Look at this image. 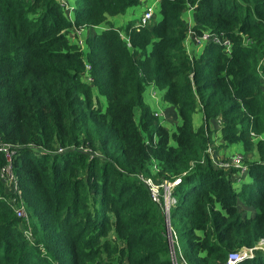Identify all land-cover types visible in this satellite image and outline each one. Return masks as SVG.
I'll return each mask as SVG.
<instances>
[{"label":"trees","instance_id":"16d2710c","mask_svg":"<svg viewBox=\"0 0 264 264\" xmlns=\"http://www.w3.org/2000/svg\"><path fill=\"white\" fill-rule=\"evenodd\" d=\"M60 1L0 0V142L14 147L26 214L15 217L0 184V264H224L244 250L236 264H264L253 252L264 240V0H157L149 28L109 21L141 0H62L71 20ZM99 26L81 51L75 32ZM188 29L221 34L228 55L206 44L189 58ZM150 85L177 114L174 129L144 102ZM212 135L252 155L246 180L235 186V170L216 166ZM142 175L179 180L175 261L162 190L153 202Z\"/></svg>","mask_w":264,"mask_h":264},{"label":"built area","instance_id":"2783aa9c","mask_svg":"<svg viewBox=\"0 0 264 264\" xmlns=\"http://www.w3.org/2000/svg\"><path fill=\"white\" fill-rule=\"evenodd\" d=\"M155 1H157V0H155ZM59 6H60V9L62 10V12L64 13V15L69 20H71L73 9L70 6H68L66 2H64L62 0L60 1ZM151 7L152 6L142 10L141 14L137 18V22H138L137 26L138 27L149 28L150 25L152 24L153 11H152ZM97 28L98 27H95V29H97ZM188 30L189 31L187 33L186 38H190L196 44H198L199 46H202V47L206 44L216 45V46L221 48L223 53L228 55L231 45H230L229 41L222 38L221 34L215 35L213 33L210 34L207 32H203L199 36H194L192 34V32L190 31V29H188ZM82 32L84 33V30H81V31L75 32V33L77 34V36H79V38H81ZM76 44L80 47L81 51H84L83 37L79 40H76ZM186 54L189 56V58H193V56H191L190 54H188V53H186ZM155 115H157V114L155 113ZM13 148L14 147L11 145H7V144L0 142V155L4 159V165L2 167H0V184L3 187V191L10 193V195H11L10 204H11V207L13 209L15 217L25 221L26 214L24 212L23 204H21V202L19 201L18 188L16 185L15 176L13 174V169H12L11 160H12V156L14 153ZM215 164L218 168H220L222 170H228V169L235 170V175L237 177L234 179H236L237 183L240 182V180L242 179V177L244 176V174L246 172V170L243 166V163H242V157L238 154L230 156L227 159V161H225V162L215 163ZM138 180L144 186L147 187V189L149 191L150 198L155 203L159 202V194H160V190H162V203H163V207H162L163 209L162 210H163L164 216L166 218L165 223L167 224L168 223V208H169V205L173 203V201L169 197V191L173 186H175L179 183V180L176 179L171 184L162 183L160 185L153 182L150 178L145 177L144 175L139 176ZM21 232H22L23 236L25 237V239H27V240L31 239V235H30V232L28 229L24 230L21 228ZM169 238L171 239V243H172V233L170 234ZM261 242L264 243V240H261L258 244H260ZM169 253H170L171 260L174 261L173 256H172V252L170 251V249H169ZM247 255H251L250 250H244L240 253H231L227 256V259H226L224 264H236L240 259H242L243 257H246Z\"/></svg>","mask_w":264,"mask_h":264},{"label":"rangeland","instance_id":"374dc122","mask_svg":"<svg viewBox=\"0 0 264 264\" xmlns=\"http://www.w3.org/2000/svg\"><path fill=\"white\" fill-rule=\"evenodd\" d=\"M67 1L71 5L74 4V0H67ZM157 3L158 2L155 1V0H141L140 4L138 6L133 7L134 8L133 9L134 13H133V16H131L129 18V20L133 21L134 18L138 15L139 10H144L145 8H148V7L152 6L151 8H152V11H153V19H152V24H153V22L155 20L157 21L158 18H159ZM131 13L132 12H130L128 10L123 16H118V17L113 18L112 22H111L112 25L114 27H116V28L122 27L125 24V22H123V21L127 20L128 19L127 18L128 15H130ZM102 28L103 27L101 26V28L99 30H96L95 27H93L92 29L88 28V30L85 29L84 30V36L95 34V33L99 32ZM81 38H79V36H78L77 40H79ZM198 49H200V47H198ZM156 93H157L158 97H160L161 94H162V92H160L158 90H156ZM147 97H149V96H148V94L146 95V90H145V92L143 93V99H144V102L147 105H150L148 103ZM150 97L156 99L155 103L151 102L152 105H150L149 107H150V109L153 112H155L157 114L158 119L160 121V125L163 126V127H170L168 129H174L175 125L178 124V121H177V119L176 120L174 119L175 117L173 118V116H171V113H173V115H175L174 114L175 112H174L173 108L168 107L166 104H163L161 101L159 102L158 98L155 97L154 95H150ZM149 100L151 101L152 99L149 98ZM155 106H157V107L154 108ZM193 117L196 118L194 120V124L198 125V121H199L198 112H196L195 115H193ZM208 150L211 153L215 163L225 162L233 154L234 155L238 154V155H240L242 157V159L245 158V160H247V161L253 159L252 155L243 153V150H242V148H241V146L239 144L225 146L223 143H221L219 141V138H217L216 135H212L210 137ZM242 180H246V178L244 179V177H242V179L240 181H242ZM238 184H239V182L235 183V186L238 185ZM238 210L240 211V213H243V214H246V215H250V211L249 210H245L242 207L241 204H238ZM165 230H166L167 240H168V243H169V249L172 252V256H173V259L175 261V256L173 254V247H172L171 239L169 238L170 234H171V231L168 230L167 228ZM263 250H264V243L261 242L260 244L256 245V247H255L253 252L258 253L259 251L263 252Z\"/></svg>","mask_w":264,"mask_h":264},{"label":"crops","instance_id":"0c3cea01","mask_svg":"<svg viewBox=\"0 0 264 264\" xmlns=\"http://www.w3.org/2000/svg\"><path fill=\"white\" fill-rule=\"evenodd\" d=\"M134 8L132 7V8H130L129 9V11L130 12H132L130 15H128V19L127 20H125V21H123V22H128V21H132V20H129V18L131 17V16H133V13H134V10H133ZM141 11L142 10H139V12H138V15L134 18V20L135 21H137V18L139 17V15L141 14ZM193 11H192V9H188L186 12H184L183 13V15H182V18H183V21H184V23L186 24V26H188V27H190L192 24H193ZM115 18V17H114ZM113 19V18H112ZM112 19H109V21L110 22H112ZM159 19V18H158ZM158 21V20H157ZM156 20L153 22V24H155L156 22H157ZM100 27V26H99ZM101 28V27H100ZM100 28H97L96 30H99ZM102 29H104V28H102ZM101 29V30H102ZM81 35L83 36V41H84V38H85V36H84V33L82 32L81 33ZM184 47H185V51H186V53H188V54H190L191 56H194V57H196L199 53H200V51H201V49H202V46H199L198 44H196L193 40H191L190 38H186V40H185V43H184ZM198 47H200V49H198ZM148 94V96L149 97H147V100H148V103L150 104V105H152V103L151 102H153V103H155V98H152V97H150V95H154L155 97H157L158 98V100H159V102H160V97H158V95H157V93H156V89L154 88V87H152L151 85L150 86H147V88H146V95ZM149 98L150 99H152L151 101L149 100ZM149 105V106H150ZM168 106V105H167ZM157 106H155L154 108H156ZM169 107V106H168ZM175 114V113H174ZM171 116H173V118L176 120L177 119V121H178V118H177V114H175V115H173V113H171ZM195 117H193V123H194V120L196 119H194ZM179 122V121H178ZM234 155V154H233Z\"/></svg>","mask_w":264,"mask_h":264},{"label":"water","instance_id":"95a60500","mask_svg":"<svg viewBox=\"0 0 264 264\" xmlns=\"http://www.w3.org/2000/svg\"><path fill=\"white\" fill-rule=\"evenodd\" d=\"M169 225H168V223L166 224V228L169 230V227H168Z\"/></svg>","mask_w":264,"mask_h":264}]
</instances>
